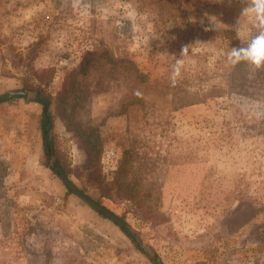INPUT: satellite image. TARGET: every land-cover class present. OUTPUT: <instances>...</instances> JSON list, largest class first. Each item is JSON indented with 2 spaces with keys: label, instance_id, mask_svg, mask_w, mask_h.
<instances>
[{
  "label": "rangeland",
  "instance_id": "obj_1",
  "mask_svg": "<svg viewBox=\"0 0 264 264\" xmlns=\"http://www.w3.org/2000/svg\"><path fill=\"white\" fill-rule=\"evenodd\" d=\"M250 6L0 0V264H157L48 166L42 104L9 97L37 90L67 177L163 264H264V68L225 55L257 33Z\"/></svg>",
  "mask_w": 264,
  "mask_h": 264
},
{
  "label": "clouds",
  "instance_id": "obj_2",
  "mask_svg": "<svg viewBox=\"0 0 264 264\" xmlns=\"http://www.w3.org/2000/svg\"><path fill=\"white\" fill-rule=\"evenodd\" d=\"M250 5V7L242 8L241 12L254 20V27L257 28V33L251 38L245 39L244 46L233 47L225 55L232 64L247 62L254 68L260 69L264 68V0H250ZM213 29L217 30L215 23H211L208 28H205V31ZM233 29L237 35L247 31L239 20L233 25ZM187 50L188 46L184 47L182 54L187 52Z\"/></svg>",
  "mask_w": 264,
  "mask_h": 264
},
{
  "label": "trees",
  "instance_id": "obj_3",
  "mask_svg": "<svg viewBox=\"0 0 264 264\" xmlns=\"http://www.w3.org/2000/svg\"><path fill=\"white\" fill-rule=\"evenodd\" d=\"M96 52H93V51H86L85 53H83V56H82V60L80 61L79 65H78V68L72 70L71 72H69V74L66 76V81H65V85H64V93L67 92L65 90V88L67 89L68 88V85H70V88L72 86V84L74 83V78L73 76L75 77L76 75L80 74V73H83L85 70L88 69V63L87 61L89 59H93V57H96ZM241 66L239 67V74L240 75H243V76H249L250 75V71H249V68L252 66L250 64H248L247 62H241L240 64ZM70 88L68 89V91L70 90ZM37 92L39 93L38 95H40L41 91L40 90H37ZM27 99V98H26ZM48 99L51 101V98L48 97ZM32 101H36L40 104H42L43 106V109H42V114H41V120H40V132H41V136H42V143H43V147H44V152L46 153V155L49 156L50 154V147H49V115H48V112H47V109L45 107V104L44 102H42L41 100L39 99H32ZM57 112L59 111L58 110V105H57ZM77 132V131H76ZM87 132L82 133L80 131V129H78V135L80 137H82V140L84 141V149L86 151V154L90 160V162L92 163L93 159H95V155H96V151H95V147L93 145V143H91V138L90 136H87ZM55 150V149H54ZM48 166L54 171V173L57 174V176L60 177V174L55 166V164H48ZM65 170V168H64ZM65 172H67L65 170ZM118 177L120 176V173L118 172L117 173ZM117 182L114 181L113 184L117 185L116 184ZM68 192L73 194V192L71 190L68 189ZM117 195L120 197V198H125V199H128V200H131L133 201L134 200V193H128L127 192H121L119 191L117 193ZM96 210V209H94ZM100 215L104 216L105 218H108L105 214H103L102 212L96 210ZM116 225H118L124 232L125 234L132 240V242L136 243V241L132 238V236L126 231V229L119 225L118 223L114 222ZM136 247L142 251L143 253H145L146 255H148L146 252H144L142 250V248L136 244ZM152 259V258H151ZM154 261V259H152ZM155 262V261H154Z\"/></svg>",
  "mask_w": 264,
  "mask_h": 264
},
{
  "label": "water",
  "instance_id": "obj_4",
  "mask_svg": "<svg viewBox=\"0 0 264 264\" xmlns=\"http://www.w3.org/2000/svg\"><path fill=\"white\" fill-rule=\"evenodd\" d=\"M9 97H32L34 99H39L42 102H44L45 107H46L47 112H48V115H49V136H48V138H49V147H50V158H51L53 164H55V166H56V168L60 174V177H61L62 181L64 182V184L66 185V187L69 190H71L76 196H78L81 200H83L85 203H87L88 205H90L94 209L102 212L103 214H105L107 217H109L114 222L123 226L126 229V231L132 236V238L136 241V243L144 251H146L148 254H150L155 259L157 264H163L161 262V260L131 231L129 226L122 219H120L118 216L114 215L111 211H109L108 209H106L105 207H103L102 205L97 203L95 200L90 198L88 195L83 193L67 177L64 169L58 164V162L55 159L54 144H53V137H52V115H51L50 110H49L50 103H49L48 99L41 97L38 94L30 92V91L12 92L9 95ZM2 99L3 98L0 97V102L2 101Z\"/></svg>",
  "mask_w": 264,
  "mask_h": 264
}]
</instances>
